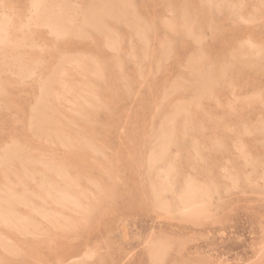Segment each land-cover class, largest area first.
<instances>
[{
    "label": "rangeland",
    "instance_id": "obj_1",
    "mask_svg": "<svg viewBox=\"0 0 264 264\" xmlns=\"http://www.w3.org/2000/svg\"><path fill=\"white\" fill-rule=\"evenodd\" d=\"M126 1L0 0V264H264V0Z\"/></svg>",
    "mask_w": 264,
    "mask_h": 264
},
{
    "label": "bare ground",
    "instance_id": "obj_2",
    "mask_svg": "<svg viewBox=\"0 0 264 264\" xmlns=\"http://www.w3.org/2000/svg\"><path fill=\"white\" fill-rule=\"evenodd\" d=\"M60 2L58 4H54V3H48V0H32V5H35L36 9L40 8L41 5H67L65 3V0H59ZM123 4L124 3H128L126 0H120ZM238 2V1H237ZM244 2V1H243ZM257 2V1H256ZM30 4V3H29ZM101 5V4H100ZM241 6V5H240ZM30 9V8H29ZM57 10V9H56ZM2 11V10H1ZM34 11V10H33ZM39 11V10H38ZM13 14V13H12ZM11 14V15H12ZM30 15V14H29ZM10 16V15H8ZM20 17V16H19ZM35 17V16H34ZM92 17L94 18V14L92 15ZM102 18V17H101ZM224 18V17H223ZM1 19V23H0V27L2 31H5L3 34L0 35V51L2 52H8L9 50H16V43L11 39V35L9 34L8 30H7V26L9 25V19H7L6 17H2ZM37 20L40 21V23H44V24H49L50 26L54 25L57 26L56 30L54 31L55 33H58V28L59 26L62 25H67L66 28H69L71 21H69V19H67V16H64L63 13H61L60 15H58V17L51 19V18H47L45 17L44 14H39L37 16ZM35 24V23H33ZM93 27H96V24H91ZM46 28V27H45ZM70 29V28H69ZM48 30V29H47ZM35 33V32H34ZM115 36V35H114ZM55 38V37H54ZM117 38V37H116ZM157 44V43H156ZM105 46V45H104ZM16 47V48H15ZM106 48V47H105ZM245 48V47H243ZM107 49V48H106ZM109 50V49H108ZM78 58V57H77ZM11 66V62L7 61L5 59V57H1L0 58V68L3 69L4 71H9L11 70L10 68ZM28 71H31L30 69H27ZM77 74V73H76ZM32 82V80H31ZM39 85V84H38ZM30 86V85H29ZM39 88V86H37ZM65 90L66 87L64 86ZM204 90V89H203ZM67 91V90H66ZM40 93V92H39ZM246 94V93H245ZM232 96V95H230ZM53 97V96H52ZM233 98V97H232ZM62 99V98H61ZM215 105V104H214ZM19 112V111H18ZM49 118V117H48ZM51 119V118H49ZM80 117H76L73 118L72 120H69L68 122H64V123H60L59 124V128L58 130L65 133V132H73L75 130V125L77 124V120H79ZM160 121V120H159ZM49 125L47 126H54V124L52 123H48ZM43 125V124H42ZM40 125V126H42ZM31 138V137H30ZM191 140V139H190ZM61 143L63 145L65 144L64 140H61ZM195 153V152H194ZM196 154V153H195ZM147 163V162H146ZM1 164V163H0ZM63 166L60 167V171L58 172L59 174L61 172H63ZM62 174V173H61ZM168 177V176H167ZM65 183H66V187L64 188V190L60 193V200L61 203L66 201V202H70V191L68 190V186H73L75 185V183L71 182L70 180H67V178L65 177ZM2 185L5 187V193L7 194H15L16 191L13 187L9 186L7 183H2ZM166 190H170L173 191L172 186L169 184V182H162L160 183V187L158 190V193L156 194L158 196V198L162 197V192L166 191ZM196 194L197 191L195 190V187L191 185V183L188 182L186 188H184V190L182 192H180L178 194V199H179V206L178 209L180 210V212L187 214V213H191L193 211H197V210H201L199 208H195L192 210L191 204L196 201ZM3 196L0 194V197ZM162 202V201H161ZM163 206H169L167 203L165 204V202H162ZM2 211L0 210V217L2 216Z\"/></svg>",
    "mask_w": 264,
    "mask_h": 264
}]
</instances>
